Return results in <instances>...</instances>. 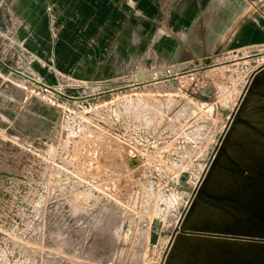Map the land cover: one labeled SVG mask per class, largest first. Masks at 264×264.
Here are the masks:
<instances>
[{"label":"rangeland","instance_id":"374dc122","mask_svg":"<svg viewBox=\"0 0 264 264\" xmlns=\"http://www.w3.org/2000/svg\"><path fill=\"white\" fill-rule=\"evenodd\" d=\"M18 2L8 0L23 12L13 17L11 31L0 21V264H93V254L105 246L119 249L115 260L124 252L126 264L131 250L142 246H150L147 261L157 260L173 227L149 239L131 229L140 214L134 205L142 170L131 163L117 133L127 127L128 115L143 114L156 98L183 106L186 96L181 100L174 95L181 93L179 78L125 86L135 82L137 70L170 65L176 74L199 69L206 84L202 96L220 100L228 110L215 109L219 113L212 116L213 123L221 126L264 55L259 35L256 41L235 44L242 29L264 24V0H93L84 9L82 0H75V5L69 3L71 14L62 13L60 25L69 29L65 43H73L68 56L78 60L72 71L60 68L54 56L61 37L57 28L47 24L51 49L43 50L47 40L41 38L44 26L38 13L28 9L26 14ZM143 25L151 31L143 44L146 65L141 67L143 61L141 68L134 67L140 38L132 33L123 69L129 74L109 75L105 65L122 31ZM3 63L18 64L73 96L109 92L77 101L75 109L11 78ZM230 83L239 84L233 89Z\"/></svg>","mask_w":264,"mask_h":264},{"label":"water","instance_id":"95a60500","mask_svg":"<svg viewBox=\"0 0 264 264\" xmlns=\"http://www.w3.org/2000/svg\"><path fill=\"white\" fill-rule=\"evenodd\" d=\"M69 3L70 0H19L18 8L37 12L39 21L44 18L60 33L62 13ZM16 45L29 52L21 44ZM3 64L11 78L75 109L79 108L77 101L109 92L73 96L18 64ZM172 76L166 66L139 71L135 82L125 88ZM131 163L136 164V160ZM161 264H264V65L245 85L203 180L193 189L190 204L171 234Z\"/></svg>","mask_w":264,"mask_h":264},{"label":"built area","instance_id":"2783aa9c","mask_svg":"<svg viewBox=\"0 0 264 264\" xmlns=\"http://www.w3.org/2000/svg\"><path fill=\"white\" fill-rule=\"evenodd\" d=\"M262 65L264 55L251 75ZM172 75V78H179L181 91L174 95L176 98L181 97V100L186 96V104L182 106L179 101L172 104L166 98H156V104H147L143 114L140 113L137 117L128 115L127 127L117 133L126 147L130 161L136 160L134 166L142 170L139 194L134 205L140 214L133 218L131 229L140 233L144 239H149L153 233L161 234L171 226L174 230L178 225L190 204L193 189L200 186L215 148L239 104V101L234 103L226 118H223V124L218 126L213 123L214 114L218 117L219 112L228 110L222 103L218 104V99L212 101L197 98L206 88L205 79L201 77L199 69ZM238 84L230 83L229 88L234 89ZM159 95L162 97V93ZM47 96L52 101L56 99ZM216 108L218 113L215 112ZM205 159L204 163L199 162ZM200 164L203 165L198 168ZM170 238L171 235L157 260L147 261L148 254L145 251L150 246L145 249L142 246L131 250L129 264H161ZM110 264L121 263L117 260Z\"/></svg>","mask_w":264,"mask_h":264},{"label":"crops","instance_id":"0c3cea01","mask_svg":"<svg viewBox=\"0 0 264 264\" xmlns=\"http://www.w3.org/2000/svg\"><path fill=\"white\" fill-rule=\"evenodd\" d=\"M77 1L79 2L81 0H77ZM91 1L93 2V0H90V2L82 0L81 5L82 4L84 5V6H82V8L84 9L85 7H87V5H90ZM70 3H75V0H72V1L70 0ZM88 3H90V4H88ZM71 5H75V4H71ZM162 6H164V5H162ZM167 7L164 6L163 8H167ZM97 9L98 8L94 7L93 10H92L93 11V19L94 18L97 19V17H98V15L96 13ZM64 10L68 11L71 14L70 4ZM79 11H81L80 7H79ZM79 15H80V22L81 21L82 22L86 21L85 20L86 17H85V13L84 12L83 13L81 12ZM89 16H90V14H89ZM160 16H161V14L159 12L157 14L155 13L154 19L156 20V22H157V20L160 19ZM157 17H158V19H157ZM90 19H91V17H90ZM43 21H42V24L44 26V29L41 30V32H42V35H41L42 37L41 38L43 40L44 39L47 40L48 31H46V28H48L47 27L48 25L45 22L44 18H43ZM139 27L140 26L137 27L138 30H134V31H132L131 28H130V30L128 28V29H124V31H122L121 37L118 39V44L116 45V48L113 47L111 53L109 54V58L108 59H110V61H108V64L105 65V68H106V70H108L107 72H108L109 75H113L114 76V75H117V74H125V73L129 74V70L124 71L123 69H124V63L126 62V57L128 55V48H129V45H130V42H131L130 35L132 33H136L138 35V37L140 38L139 39V44H138V46L136 48V54H135L136 57L134 56V58H136L137 65H135L134 67H137V69H139V68H141V67L146 65L148 53L145 51V49L143 47V44L146 42V38H150L151 37L150 36L151 35V31H148L147 27L145 25H143L142 29H140ZM94 28L95 29L97 28V23H95V20L93 21V29ZM153 28H154V30H156L155 26ZM250 28H251V30H250ZM261 29L264 30V24H260V26H259V24L258 25L257 24H252L249 27V30H248V28L242 29L240 31L237 39H236L235 44L237 45V44H241V42L256 41V40L259 39L258 35L260 36L261 41H264V31H262ZM68 31H69V29H61V31H60V36L61 37H60V40L58 41V44H57L58 46L55 47L53 50H54V56L57 58V62H58L59 67L60 68H64L65 70L67 69L69 71H72V69L74 67H71V66L73 64H77L78 60H76V59L74 60V56L71 55V54H70L71 56H68L69 50L72 49V44H73L72 41H69L67 44L65 43L66 40H64V38H65V36H66ZM147 31L149 32L148 34H147ZM78 33L80 34L81 32L79 31ZM145 35H147V36H145ZM21 36H22V34H21ZM96 37H97V35H96ZM23 38L24 37L22 36L21 39H23ZM24 39L26 40V36H25ZM61 39H63V40H61ZM38 42H40V39H39ZM41 43H42V41H41ZM93 45H95V47L97 49L98 39H95L94 37H93ZM42 48H43V50L45 48V50H47V51H49L51 49L49 39L45 42V46L43 45ZM63 51L65 52L64 55H63V53H64ZM57 53H58V55H57ZM94 59H98V56L96 54H95ZM143 61H144L143 65L141 67H139L140 62H143ZM94 62L98 63V60H96ZM161 66H166L169 69V72L172 73L170 65H161ZM161 66H157V67H161ZM157 67L155 66L153 68H157ZM153 68H151V69H153ZM116 69H118V70H116ZM144 70H149V69L137 70L136 73L139 72V71H144ZM95 74H101V72L96 71ZM167 80H169V79H167ZM167 80H164V81H167ZM160 82H162V81H160ZM151 84L152 83L147 84V85H151ZM242 87L244 88L245 84ZM202 95H203V91L198 94L197 98L200 99V100L206 99ZM119 254H120L119 249H114V246H105V248H103L100 252H99V250H96L95 254H93V264H110L111 262H116L117 260L121 264H126V262H127V257L126 256L127 255L124 252L121 253L120 258H118V259L116 258V260H115V256H118Z\"/></svg>","mask_w":264,"mask_h":264},{"label":"flooded vegetation","instance_id":"af4514ba","mask_svg":"<svg viewBox=\"0 0 264 264\" xmlns=\"http://www.w3.org/2000/svg\"><path fill=\"white\" fill-rule=\"evenodd\" d=\"M18 12L23 13L22 11H18L16 6L12 5L11 3L8 4V0H0V21H1V25L3 26V28L5 29L8 28L11 31L12 29L11 27L13 26V23L15 22L14 20L16 19L15 17L18 15ZM24 12L28 14L29 10L26 9L24 10ZM13 17L15 18L14 20H13ZM8 18H9V22L6 20Z\"/></svg>","mask_w":264,"mask_h":264}]
</instances>
